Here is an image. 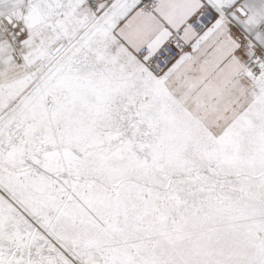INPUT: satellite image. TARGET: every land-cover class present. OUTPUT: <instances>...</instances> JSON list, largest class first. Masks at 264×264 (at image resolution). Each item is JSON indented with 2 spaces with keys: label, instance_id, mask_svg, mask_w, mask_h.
Segmentation results:
<instances>
[{
  "label": "snow or ice",
  "instance_id": "snow-or-ice-1",
  "mask_svg": "<svg viewBox=\"0 0 264 264\" xmlns=\"http://www.w3.org/2000/svg\"><path fill=\"white\" fill-rule=\"evenodd\" d=\"M228 2L226 63L161 93L111 51L139 0H0V264H264V0ZM151 5L121 35L163 59Z\"/></svg>",
  "mask_w": 264,
  "mask_h": 264
},
{
  "label": "crops",
  "instance_id": "crops-1",
  "mask_svg": "<svg viewBox=\"0 0 264 264\" xmlns=\"http://www.w3.org/2000/svg\"><path fill=\"white\" fill-rule=\"evenodd\" d=\"M215 4L220 6V10L226 13V15L232 21V10L234 5L229 4L228 0H211ZM205 0H163V13L161 10L155 8L152 15L160 21L168 30L173 33L174 31L184 28L186 22H188L194 14L203 6ZM139 9V8H136ZM136 9H133L129 15L122 19L116 28V34L118 38L129 49L137 51L125 39L124 35H121V29L126 24L129 17ZM222 12V15H226ZM226 17V20L227 18ZM230 37V23L224 21L220 27H218L214 33L207 39L206 43L193 52L192 57L188 56L186 60L175 70L171 77L167 80V86L171 91L176 89H184L189 84L198 81L201 77H204L209 71L218 70L226 63L229 50L232 46ZM195 38V33L186 29V41L192 43Z\"/></svg>",
  "mask_w": 264,
  "mask_h": 264
},
{
  "label": "built area",
  "instance_id": "built-area-1",
  "mask_svg": "<svg viewBox=\"0 0 264 264\" xmlns=\"http://www.w3.org/2000/svg\"><path fill=\"white\" fill-rule=\"evenodd\" d=\"M158 0H152L150 11H154ZM144 6V0H139L137 8ZM220 6L211 0H205L203 6L194 14V16L186 22L184 28H180L173 32L177 36L178 43L174 46V51L169 56L160 59L156 55L145 59L146 52L141 49L134 52L136 59L143 64L154 75H164L166 71L185 53L193 50L196 40L192 43L186 41V29L192 30L197 36L204 34L211 29L215 22L222 16ZM225 15L226 13L223 12ZM226 17H228L226 15ZM227 21L230 23L231 19L228 17Z\"/></svg>",
  "mask_w": 264,
  "mask_h": 264
},
{
  "label": "bare ground",
  "instance_id": "bare-ground-1",
  "mask_svg": "<svg viewBox=\"0 0 264 264\" xmlns=\"http://www.w3.org/2000/svg\"><path fill=\"white\" fill-rule=\"evenodd\" d=\"M229 3V2H228ZM112 4H114V1L112 2ZM111 4V5H112ZM230 4V3H229ZM136 8H137V5H136ZM135 8V9H136ZM107 10H108V14H111V12H112V10L113 9H111V8H107ZM133 10V9H132ZM131 10V11H132ZM223 10V9H222ZM130 11V12H131ZM130 12H128L127 14H125L124 16H122V17H120L119 19H117L116 20V22H115V26L112 28V35H114L116 38H117V36H116V34H115V29L118 27V25H119V23H120V21L122 20V19H124V18H126L128 15H129V13ZM153 12V11H152ZM105 13V11L102 13V14H104ZM101 14V15H102ZM224 20H226V17L224 16V15H222L216 22H215V24H214V26L211 28V29H209V30H207L204 34H202V35H196L195 34V40H196V42H195V44H194V47H196V48H199L201 45H203L205 42H206V40L214 33V31L218 28V27H220L221 26V24L222 23H224ZM227 21V20H226ZM118 39V38H117ZM194 47H193V49H194ZM125 50V49H124ZM193 51V50H192ZM126 52V51H125ZM187 54L188 53H185V54H183L170 68H169V70L171 69V71L170 72H168V71H166V73H167V75H166V77L165 76H163V75H161V76H158V75H154V74H152L151 73V71H149V69H147L143 64H141L137 59H136V57H135V54H134V52H133V54H131V53H129V52H126V55L125 56H128V62L127 63H129L130 65H131V68H132V72H133V76H131V77H129L131 80H133V81H135V82H139V84L140 85H142V86H145V85H147L148 87H150V88H153V89H157V90H159L161 93H163V92H165V91H167V92H172L169 88H168V86H167V84H166V82H167V80H166V78H167V76H168V74H170L171 72H173V71H175L176 69H177V66L178 65H181L183 62H180V61H182V60H184L185 58H186V56H187ZM134 55V56H133ZM135 59H134V58ZM127 58V57H126ZM178 62H180V63H178ZM128 64V65H129ZM118 70H120V71H122L123 72V69H120V68H118ZM124 73V72H123ZM165 73V74H166ZM164 74V75H165Z\"/></svg>",
  "mask_w": 264,
  "mask_h": 264
},
{
  "label": "rangeland",
  "instance_id": "rangeland-1",
  "mask_svg": "<svg viewBox=\"0 0 264 264\" xmlns=\"http://www.w3.org/2000/svg\"><path fill=\"white\" fill-rule=\"evenodd\" d=\"M113 1H114V0H107V3L105 4V8L100 9V11H99L97 14H98V15H101V14H102L107 8H109V5H111ZM224 21H226V20H224ZM115 34H116V29H115ZM116 36H117V34H116ZM117 38H118V36H117ZM117 41H118L117 44L111 46V51H112L113 53H116V50H117L118 48H120L121 45L123 46V48L120 50V52H119V54H118L117 68L123 69V72H124L123 74L126 75L127 77H131V76H133L132 68H131V65H130L129 63H127V62H128V61H127V60H128V56H125V55H126V52H129V53L133 54V52H135V51L129 49L125 44H123V42H122L119 38L117 39ZM206 41H207V40H206ZM205 43H206V42H205ZM205 43H204V44H205ZM204 44H203V45H204ZM201 46H202V45H201ZM201 46H200V47H201ZM124 49L126 50V52H125ZM195 50H196V47H194L193 51H191V52H189V53L187 54L186 58H188V56L192 57L193 52H194ZM133 56H134V55H133ZM126 57H127V58H126ZM186 58H185L184 60L180 61V62L185 61ZM134 59H135V58H134ZM180 62H178V63H180ZM128 64H129V65H128ZM179 66H180V65H178L177 68H178ZM172 68H173V67H172ZM172 68H171V69H172ZM171 69H170L168 72H170ZM168 72H167V73H168ZM174 72H175V71H173V72H171L170 74H168L166 80H168ZM167 73H166L165 75H163V76L166 77ZM136 84H137L138 86H142V85L139 84V82H136ZM166 84H167V82H166ZM168 88H169V87H168Z\"/></svg>",
  "mask_w": 264,
  "mask_h": 264
}]
</instances>
